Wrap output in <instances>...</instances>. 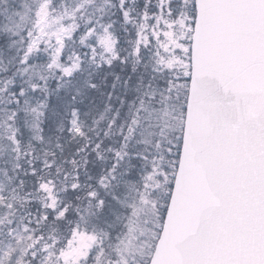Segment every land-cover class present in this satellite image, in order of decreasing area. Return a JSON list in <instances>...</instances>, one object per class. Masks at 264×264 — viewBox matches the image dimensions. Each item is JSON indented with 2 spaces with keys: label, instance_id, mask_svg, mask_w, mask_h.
Masks as SVG:
<instances>
[{
  "label": "trees",
  "instance_id": "16d2710c",
  "mask_svg": "<svg viewBox=\"0 0 264 264\" xmlns=\"http://www.w3.org/2000/svg\"><path fill=\"white\" fill-rule=\"evenodd\" d=\"M158 4L0 0V181L23 194L17 222L35 216L44 237L27 253L30 264L44 259L43 250L63 252L74 233L109 239L96 244L84 264H96L100 254L99 264L116 259L119 244L110 241L124 234L121 220L141 192L160 211L156 224L164 221L188 79L159 67L153 45L138 44ZM179 6L194 17L193 2L185 8L182 0L170 3L173 12ZM106 33L116 49L102 56L99 40ZM177 115L181 122L169 128ZM49 180L54 198L42 210L36 189Z\"/></svg>",
  "mask_w": 264,
  "mask_h": 264
},
{
  "label": "water",
  "instance_id": "95a60500",
  "mask_svg": "<svg viewBox=\"0 0 264 264\" xmlns=\"http://www.w3.org/2000/svg\"><path fill=\"white\" fill-rule=\"evenodd\" d=\"M183 145L150 264H264V0H196Z\"/></svg>",
  "mask_w": 264,
  "mask_h": 264
},
{
  "label": "rangeland",
  "instance_id": "374dc122",
  "mask_svg": "<svg viewBox=\"0 0 264 264\" xmlns=\"http://www.w3.org/2000/svg\"><path fill=\"white\" fill-rule=\"evenodd\" d=\"M173 0H159L155 15L148 22H143L139 30L138 44L144 46L153 45L156 63L163 70L178 72L183 78H190V47L191 36L193 34L192 15L182 12L179 6L175 12L170 8ZM193 0H182L183 8ZM99 45L103 50V55L111 54L116 49V43L111 35H106L99 40ZM175 73V75H176ZM178 85L174 87L172 94L167 95V99L172 102L171 96L179 95ZM183 87V85H182ZM185 89V87H183ZM182 88H180L181 90ZM169 110L173 113L178 110L172 103H166ZM169 116L170 112H164ZM173 116L169 128L174 126L175 120L180 123L181 120ZM77 130L78 125L72 124ZM153 185V184H152ZM53 181L41 183L36 189V204H39L42 210L52 206L54 198ZM156 187V185H153ZM150 187V185H149ZM23 194L13 183L10 185L5 179L0 181V264H29L24 257L27 252L40 245L44 239L37 232V224L33 215L24 216V221L17 222V213L24 210L22 206ZM130 215L122 218L124 222V234L116 241L119 245L115 246L116 259H109L104 264H140L141 261H147L149 251L153 249V239H157L159 223L156 224V217L160 213L156 203L149 199V194L140 193L138 203L131 207ZM120 218V216H119ZM122 226V225H121ZM4 227H8L4 231ZM98 242V236L92 233H74L67 244L65 250L56 253L53 250L46 249L42 252L44 256L37 264H82L87 259L89 252L95 244H104L108 241ZM31 249V250H30ZM151 253V252H150ZM151 256V254H150ZM102 256H98L99 264Z\"/></svg>",
  "mask_w": 264,
  "mask_h": 264
}]
</instances>
